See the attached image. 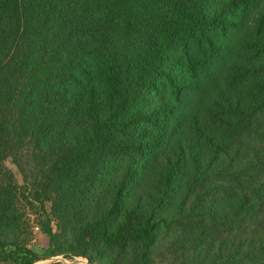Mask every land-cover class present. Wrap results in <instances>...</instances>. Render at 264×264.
Returning <instances> with one entry per match:
<instances>
[{"label":"trees","instance_id":"trees-1","mask_svg":"<svg viewBox=\"0 0 264 264\" xmlns=\"http://www.w3.org/2000/svg\"><path fill=\"white\" fill-rule=\"evenodd\" d=\"M24 199L45 258L264 264V0H0V264Z\"/></svg>","mask_w":264,"mask_h":264},{"label":"rangeland","instance_id":"rangeland-1","mask_svg":"<svg viewBox=\"0 0 264 264\" xmlns=\"http://www.w3.org/2000/svg\"><path fill=\"white\" fill-rule=\"evenodd\" d=\"M7 169H9L15 176V180L19 185H23V177L19 172L18 168L8 160L5 164ZM18 207L20 208L21 212L24 213V220L27 221L29 224V231L31 232L30 239H29V246L34 249L36 253L39 254L40 259L35 264H73L76 259V256L71 257L67 255H56L52 258H45L44 254L41 252L42 250H46L49 247L50 240L49 238L38 230L37 226H40V223L45 220L46 218L50 219L52 222V227L56 233L59 232L60 229L68 228L70 232H72L76 227L77 224L72 221L70 223H60L52 213V204L49 201L45 202V215L38 209V206L31 205L30 201L26 199L22 200L18 203ZM70 236H68L69 238ZM89 259V264H91L92 260L96 261L95 264H121L118 262L119 260V252L115 249H106L105 250V258H99L98 256H91Z\"/></svg>","mask_w":264,"mask_h":264},{"label":"built area","instance_id":"built-area-1","mask_svg":"<svg viewBox=\"0 0 264 264\" xmlns=\"http://www.w3.org/2000/svg\"><path fill=\"white\" fill-rule=\"evenodd\" d=\"M39 230V229H38Z\"/></svg>","mask_w":264,"mask_h":264}]
</instances>
